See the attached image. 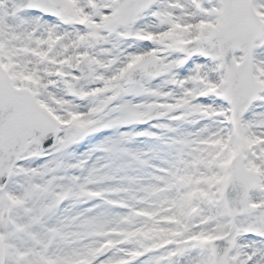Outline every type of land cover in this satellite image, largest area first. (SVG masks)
<instances>
[{
  "label": "snow or ice",
  "instance_id": "snow-or-ice-1",
  "mask_svg": "<svg viewBox=\"0 0 264 264\" xmlns=\"http://www.w3.org/2000/svg\"><path fill=\"white\" fill-rule=\"evenodd\" d=\"M0 264H264V0H0Z\"/></svg>",
  "mask_w": 264,
  "mask_h": 264
}]
</instances>
